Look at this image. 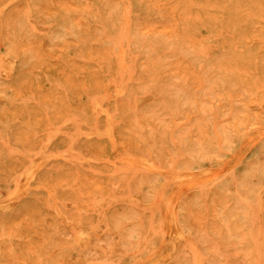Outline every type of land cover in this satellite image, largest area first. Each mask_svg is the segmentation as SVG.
<instances>
[{
  "label": "rangeland",
  "instance_id": "rangeland-1",
  "mask_svg": "<svg viewBox=\"0 0 264 264\" xmlns=\"http://www.w3.org/2000/svg\"><path fill=\"white\" fill-rule=\"evenodd\" d=\"M3 60L0 264H264V0H0Z\"/></svg>",
  "mask_w": 264,
  "mask_h": 264
},
{
  "label": "bare ground",
  "instance_id": "bare-ground-1",
  "mask_svg": "<svg viewBox=\"0 0 264 264\" xmlns=\"http://www.w3.org/2000/svg\"><path fill=\"white\" fill-rule=\"evenodd\" d=\"M11 70H12V63L9 62L8 60H3L1 66H0V71L2 72V74H9L11 72ZM27 170L28 171H26V173H24L22 175V177H21V179L19 181L20 187L25 186V184L27 183V181H28V179L30 177V173L32 171V166L29 169H27ZM13 202H14V198H13V195L11 194V195H9L7 197V200L0 201V209H6V208L10 207ZM171 235L172 236H175V235H180V234L177 231L172 230L171 231ZM82 236H85V234L82 233ZM169 254H170V251H166L164 253H161V256L160 257L162 259H164V258L168 257Z\"/></svg>",
  "mask_w": 264,
  "mask_h": 264
}]
</instances>
